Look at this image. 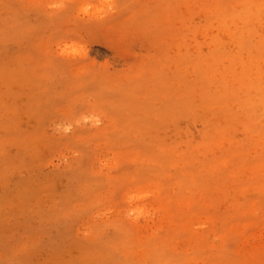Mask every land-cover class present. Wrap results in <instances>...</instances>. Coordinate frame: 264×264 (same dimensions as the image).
I'll return each mask as SVG.
<instances>
[{"label":"rangeland","instance_id":"obj_1","mask_svg":"<svg viewBox=\"0 0 264 264\" xmlns=\"http://www.w3.org/2000/svg\"><path fill=\"white\" fill-rule=\"evenodd\" d=\"M0 264H264V0H0Z\"/></svg>","mask_w":264,"mask_h":264}]
</instances>
